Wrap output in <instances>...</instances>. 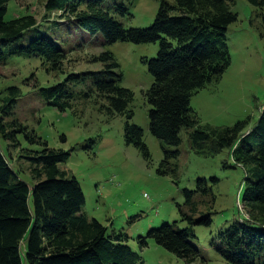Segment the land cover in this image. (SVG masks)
Here are the masks:
<instances>
[{
	"label": "trees",
	"instance_id": "trees-1",
	"mask_svg": "<svg viewBox=\"0 0 264 264\" xmlns=\"http://www.w3.org/2000/svg\"><path fill=\"white\" fill-rule=\"evenodd\" d=\"M0 0V63L13 56L35 57L48 72L67 73L62 81L39 88L44 101L60 111L73 109L77 101L93 97L104 101L101 109L112 116H125V141L143 158L151 161L143 139V129L131 122L133 92L121 84L122 73L113 53L106 50L93 61L102 63L97 71L64 72L66 51L56 36L31 14L7 19V5ZM264 20V0H247ZM232 0H160L155 19L147 27H126L121 19L129 14L127 5L106 0H46V11L61 16L86 30L91 38L106 44L117 41L135 44L157 43L156 57L145 59L153 76L145 92L149 104V128L161 140L163 158L157 172L177 179L181 132L189 130L192 148L200 154H216L224 149L245 170L244 217L234 219L215 234L211 244L229 264H264V105L252 127L239 121L234 126H202L190 106L192 96L212 81H218L231 63L227 31L237 21ZM71 19V20H70ZM52 26V25H50ZM21 95L18 87H8L0 100V264H143L138 252L128 244V235L112 231L81 209L85 196L78 180L62 166L69 151L48 147L34 131L26 132L16 121L4 123ZM3 114V115H2ZM23 140L39 145L33 148ZM4 140L23 149L29 179L11 166L12 157ZM173 146L176 150L166 147ZM213 183L218 178L211 177ZM184 203L178 204V222L163 221L139 236L140 248L154 239L187 263L202 257L194 239V227L210 226L214 212L201 210L204 198L212 195V185L199 177L196 188H184ZM204 260V259H202Z\"/></svg>",
	"mask_w": 264,
	"mask_h": 264
},
{
	"label": "rangeland",
	"instance_id": "rangeland-1",
	"mask_svg": "<svg viewBox=\"0 0 264 264\" xmlns=\"http://www.w3.org/2000/svg\"><path fill=\"white\" fill-rule=\"evenodd\" d=\"M115 0H106L113 4ZM127 5L129 14L121 19L126 27L150 26L156 16L160 0H116ZM232 11L238 19L227 31L231 63L218 81H212L192 96L190 106L202 126H234L247 120L249 127L259 119L264 105V20L256 18L254 5L247 0H232ZM46 0H12L7 5L6 18L31 14L48 32L58 38L66 51L64 72L97 71L102 63L93 61L103 51L113 53L122 73L121 84L133 94L131 122L143 129V139L150 154L147 162L133 145L125 141V116H112L101 109L104 101L93 97L77 101L73 109L60 111L48 105L39 88L52 86L67 73L48 72L42 61L35 57L13 56L0 63V97L8 87H18L21 95L15 101L12 113L3 117L4 123L18 122L26 132L34 131L48 147L69 151L70 157L62 164L69 175L81 185L85 204L81 211L97 219L109 233L122 231L128 235V244L141 256L143 264H229L213 248L211 241L220 229L234 219L244 217L242 198L245 170L238 165L229 151L200 154L193 150L189 130L181 132L177 147V179L157 172L163 158V143L152 135L149 128V104L145 92L153 82L145 59L156 57L157 43L135 44L117 41L106 44L104 39L91 38L86 30L61 16L58 11H46ZM71 20V19H70ZM52 25V26H50ZM2 101L0 100V105ZM3 115V114H2ZM18 137L28 148L39 146ZM7 147L11 166L24 171L29 179L28 161L21 157L20 146ZM169 150L176 147L167 146ZM199 177L212 185L210 195L203 199L200 209L214 212L210 226H196L194 242L202 257L187 263L175 254L148 239L140 248L139 236L163 221L180 222L178 204L184 203V188H196ZM211 177L218 178L213 183ZM204 259V260H202Z\"/></svg>",
	"mask_w": 264,
	"mask_h": 264
}]
</instances>
